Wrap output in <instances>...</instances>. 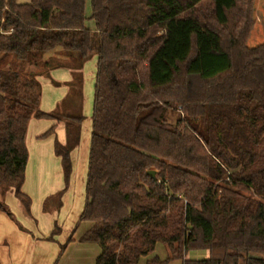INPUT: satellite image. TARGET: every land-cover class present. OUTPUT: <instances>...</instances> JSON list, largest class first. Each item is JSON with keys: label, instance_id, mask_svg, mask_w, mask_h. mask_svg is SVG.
<instances>
[{"label": "trees", "instance_id": "1", "mask_svg": "<svg viewBox=\"0 0 264 264\" xmlns=\"http://www.w3.org/2000/svg\"><path fill=\"white\" fill-rule=\"evenodd\" d=\"M91 8L88 17L86 0H0V211L12 217L11 191L31 215L22 188L32 117L55 121L42 139L64 122L66 142L56 137L54 150L70 184L86 119L76 69L95 59L75 228L92 223L79 240L100 246L95 264H139L158 243L179 256L209 253L183 264H264V0H91ZM55 50L66 59L52 65L46 54ZM25 63L47 67L57 86L50 71L71 70L61 108L40 109L41 75L18 68ZM64 191L44 210L51 199L60 206ZM59 232L56 224L48 239Z\"/></svg>", "mask_w": 264, "mask_h": 264}, {"label": "crops", "instance_id": "2", "mask_svg": "<svg viewBox=\"0 0 264 264\" xmlns=\"http://www.w3.org/2000/svg\"><path fill=\"white\" fill-rule=\"evenodd\" d=\"M51 73L58 76L56 78L61 82V85L58 86L60 88L58 90L51 89L46 95L42 94L40 109H45L43 110L45 112L52 110L65 98L68 92L66 83L72 80V72L67 68L51 70ZM38 78L40 82H51V79L43 76H38ZM52 79L54 78L52 77ZM93 81L95 85V77H93ZM93 91L94 88L91 91V102H93ZM45 102L48 104L47 107L43 106ZM54 123V120H38L34 117L30 120L26 140L29 160L26 180L22 189L32 199L31 215L28 216L20 201L11 191L7 193L5 200L9 209L14 212L15 220L6 212L0 211L1 264H95L101 253L98 244L79 240L91 228V222H80L75 231L86 197L85 184L92 132V128L89 126L90 122L84 128V123L82 124L80 144L71 153L73 170L70 184L67 187L61 158L55 154L54 150L56 137L61 143L66 142L64 123H57L55 134L47 138H39ZM64 188L65 191L60 200L61 205L59 206L57 199H51L47 203L48 211L45 212V200ZM37 216L40 220L36 219ZM56 224L60 228V232L50 240L48 237L51 236ZM82 227L84 230H81ZM71 235H73V241L61 252V245L65 244ZM150 256H152L151 253L142 258L147 260ZM205 257L202 254L200 258Z\"/></svg>", "mask_w": 264, "mask_h": 264}, {"label": "rangeland", "instance_id": "3", "mask_svg": "<svg viewBox=\"0 0 264 264\" xmlns=\"http://www.w3.org/2000/svg\"><path fill=\"white\" fill-rule=\"evenodd\" d=\"M21 1H28V0H21ZM91 14H92L91 0H86V15L89 17V16H91ZM89 24L91 25V27L94 26V24H93L92 21H90ZM57 53H60V50H55L53 52H50V53H47L46 54V56L48 58L53 57V59L51 61L52 62V65H56L59 62L65 61V59H66L64 56L61 57V56L57 55ZM77 62L78 61L72 62V66L78 67V63ZM19 64L20 63H18V65ZM18 68H20L24 73H28V72L31 71V72L40 74L43 77H46V74H47L46 72L49 71L47 69V67H43V66H40V67H38V66H32V65H29V64H26V63L20 65ZM82 70L81 69L80 70L79 69H76V71L78 72L77 73V77L80 76V73H83ZM55 73L54 74L51 73L50 74V77L51 78L53 77L54 78V81H56V82H58V83L61 84V82L57 80L56 77H58V76ZM95 73H96V61L95 60H90V61H88L86 63L85 68H84V73L82 74V77L84 79L83 80L84 81V87H83V98H82L83 99L82 112L86 116V119L83 122L84 123L83 124V128L88 125V122H90L89 126H91V128H92L91 116H92L93 102H91V100H92L91 99L92 98L91 97V91L94 88L93 77H95ZM70 81H72V80H70ZM41 84H42V94L43 95H44V93L46 95L48 93V91L51 90V89L53 91L60 89V88H58L57 85H54L52 82L46 83V82L42 81ZM67 88H68V91H69V87L68 86H67ZM93 94H94V91H93ZM71 95H72V98H75L74 94L71 93ZM62 101L60 103H58L57 106L54 107V108H52V110H50V111H53L54 109H56L58 107L61 108L62 107V105H61ZM89 101H90V106H89ZM43 106L44 107H47L48 104L45 102ZM64 108H65V112L67 114H72V113H78L79 112L78 109H77V107H74L73 108V106L72 107H67V105H65ZM43 110H45V109H43ZM50 111H48V112H50ZM167 115H168V117H169V119L171 121H174L175 120L173 112L169 111ZM81 152H82V148H81ZM83 154L85 155L84 152H83ZM5 202H6V200H5ZM7 206H8V204H7ZM47 211H48V208L45 210V212H47ZM10 212L12 213V217L11 216L10 217L13 220H15L14 212L12 210H10ZM28 216H30V215H28ZM36 219L37 220H40L38 216H37ZM41 225L43 226V224H41ZM20 228H22V226H20ZM81 230H84V228L82 227ZM152 253H151L152 256H150L148 259H150V258L154 257L155 255H157L160 260H162V261L165 262L164 264H183L186 259H194V260H197L198 259L199 260V259H201L200 257L202 256V254L205 255L206 257L209 254L208 251H205V250H194V251H190V252H188L186 254H182L181 256H179L180 253L178 251H176L174 249L169 250L162 243H158V245L156 246L155 251L152 252ZM69 254H70V252H69ZM147 260H145L144 258H142L140 260V263L139 264H146Z\"/></svg>", "mask_w": 264, "mask_h": 264}, {"label": "water", "instance_id": "4", "mask_svg": "<svg viewBox=\"0 0 264 264\" xmlns=\"http://www.w3.org/2000/svg\"><path fill=\"white\" fill-rule=\"evenodd\" d=\"M148 174L152 177V178H156V170H149Z\"/></svg>", "mask_w": 264, "mask_h": 264}, {"label": "built area", "instance_id": "5", "mask_svg": "<svg viewBox=\"0 0 264 264\" xmlns=\"http://www.w3.org/2000/svg\"><path fill=\"white\" fill-rule=\"evenodd\" d=\"M13 29H10V32L12 31Z\"/></svg>", "mask_w": 264, "mask_h": 264}]
</instances>
